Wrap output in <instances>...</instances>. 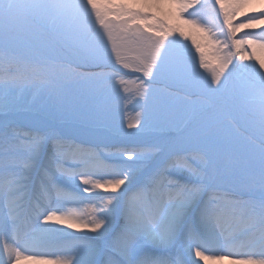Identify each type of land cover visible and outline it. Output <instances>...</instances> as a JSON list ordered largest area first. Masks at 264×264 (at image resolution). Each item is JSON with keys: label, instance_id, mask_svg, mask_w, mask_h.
I'll use <instances>...</instances> for the list:
<instances>
[{"label": "snow or ice", "instance_id": "1", "mask_svg": "<svg viewBox=\"0 0 264 264\" xmlns=\"http://www.w3.org/2000/svg\"><path fill=\"white\" fill-rule=\"evenodd\" d=\"M173 18L202 33L203 46L182 44L190 37ZM43 32L81 61L67 73L106 98L120 137L144 142L69 146L54 120L21 131L3 117L32 80L0 71V264H264V59L255 57L264 50V0H0V69L14 42ZM81 66L99 71L76 72ZM160 83L184 92L190 119L203 115L209 134L146 141ZM39 90L59 95L46 78ZM131 100L143 111L128 115ZM218 108L254 133L246 168L259 200L220 189L221 140L210 134ZM81 205L87 214L74 210ZM65 240L75 243L59 254L41 250ZM221 241L247 251L209 252Z\"/></svg>", "mask_w": 264, "mask_h": 264}, {"label": "rangeland", "instance_id": "2", "mask_svg": "<svg viewBox=\"0 0 264 264\" xmlns=\"http://www.w3.org/2000/svg\"><path fill=\"white\" fill-rule=\"evenodd\" d=\"M167 10L173 12L174 15V8L165 7L164 13ZM170 23L183 27L186 35L190 37L189 40L181 38L182 44L187 43L189 47H192L191 40H195L203 46L202 33L184 26L181 21L174 18L170 20ZM59 46L61 49L66 47L61 43ZM66 48L70 52L71 59H66L57 53L56 46L47 37L41 41L33 36L22 37L12 44L11 50L6 49L4 71L10 70L18 76L31 78L32 83L26 90L24 88L15 90L14 94L18 97L19 103L10 115L3 118L24 131H27L37 121L54 120L68 144L84 148L116 143L136 147L144 142L120 137L119 129L105 116L106 98L74 73H67L66 70L69 67L81 61L71 49ZM38 49H42V54H38ZM34 71L35 75H33ZM87 71H99V69L87 66L76 68V72ZM41 78H46L54 84L59 89V95L49 96L41 92L39 90ZM129 86L133 87L132 84ZM156 88L158 92L154 105V119L150 122L151 130L146 134L147 142H160L163 146H167L182 142L189 134H209L201 129L198 122L205 118L203 115L198 120L190 119L191 113L183 92L173 91L165 83L157 84ZM189 99L196 100L197 97L191 96ZM142 103V101L137 103L131 100L127 105L128 115L134 116L136 112H142ZM40 106H43L44 110L37 113L35 108ZM211 116L214 119L210 134L219 136L221 140V145H218L216 149L219 153L217 166L221 170L220 187L241 189L255 194L259 199L262 194L259 182L250 178L246 168L248 141L249 137L254 134L252 129L248 127L245 120H242L241 115H237V118L241 119L238 123L233 114L229 115L226 110L220 108ZM124 131H127L126 126ZM74 210L87 214L88 206L81 205ZM113 224L115 225V220ZM73 243L75 242L71 241L66 245ZM66 245H62L64 250H66Z\"/></svg>", "mask_w": 264, "mask_h": 264}, {"label": "bare ground", "instance_id": "3", "mask_svg": "<svg viewBox=\"0 0 264 264\" xmlns=\"http://www.w3.org/2000/svg\"><path fill=\"white\" fill-rule=\"evenodd\" d=\"M166 7H168V6H166ZM248 11H251V9H248ZM165 14L166 15H171V16L174 17L173 12H171L170 10H167V12ZM243 18L244 17H239L238 19H243ZM255 57L257 59H264V50H261V49L257 48L255 50ZM0 71H4V68L0 69ZM18 129H20V128H18ZM20 130L24 131L22 129H20ZM68 145L72 146V144H68ZM220 189H221L222 192L228 193L230 196H238L239 198H242V199H245V200L249 199L251 197H254L255 199L259 200L258 198H256L255 194H252L250 192H247V191H244V190H241V189L222 188V187H220ZM225 227H232V228H235V230H237V231L239 230V228H237L235 225H232V224H226ZM65 231L70 232V234L72 236H92V235H94L93 233L88 232L87 229H82L80 231L65 229ZM69 242H71V240H65V241H61V242H58V243H52V244L44 247L41 250L45 251V252H48L50 254H59V253L65 251L62 248L63 247L62 245L63 244L66 245ZM208 250H209V252L216 253V254H221V253H225V252H233V253H235V252L247 251V249H244V248H236V249L226 248V247H224L222 241L220 243H217V244L209 245L208 246ZM209 264H211V262H209ZM220 264H231V261L230 260H224V261L220 262Z\"/></svg>", "mask_w": 264, "mask_h": 264}]
</instances>
